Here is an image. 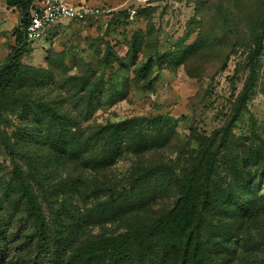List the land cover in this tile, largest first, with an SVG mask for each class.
Returning <instances> with one entry per match:
<instances>
[{"label":"rangeland","instance_id":"rangeland-1","mask_svg":"<svg viewBox=\"0 0 264 264\" xmlns=\"http://www.w3.org/2000/svg\"><path fill=\"white\" fill-rule=\"evenodd\" d=\"M67 1L102 12L61 20L42 39L27 42L21 61L30 74L21 92L28 105L47 104L69 116L76 140L87 138L102 124L131 116H162L176 131L166 145L143 155H125L97 171L56 151L34 119L6 111L0 121V219L10 225L0 234V264H67L77 246L145 228L171 207L178 189L156 182L157 194L123 217L95 221L88 214L109 198V186L129 188L143 167H168L166 172L173 168L169 180L174 184L175 172L181 174L200 154L206 138L232 123L248 75L245 59L251 33L264 10V0ZM13 2L18 3L0 0V63L16 44L15 30L21 24L19 0ZM114 53L124 57L125 64L116 61ZM260 63L254 90L231 124L229 145L219 149L216 177L221 183L233 179L227 167L236 159L244 174H260L263 168L251 148L264 143V52ZM99 78L105 84L101 90L95 88ZM89 87L95 88L94 102L102 95L90 112ZM19 127L32 133L24 135L14 157L40 195L47 231L44 249L24 200L15 193L14 160L5 145L3 129L11 136ZM254 188L264 196V177L258 176ZM226 218L227 224L219 227L221 219L212 215L203 227L206 246L216 259L263 264L264 204L251 216ZM223 230H228L225 238Z\"/></svg>","mask_w":264,"mask_h":264},{"label":"trees","instance_id":"trees-1","mask_svg":"<svg viewBox=\"0 0 264 264\" xmlns=\"http://www.w3.org/2000/svg\"><path fill=\"white\" fill-rule=\"evenodd\" d=\"M32 0H19L22 10L21 24L16 28V44L6 58L0 63V121L6 111H17L25 119L32 118L43 126L42 137L60 153H69L83 161L89 169L97 171L116 164L125 155H140L166 145L175 133V128L162 116H131L117 121L102 124L93 134L82 140H76L72 133L70 117L55 108L44 104H29L22 96L21 89L29 81V70L23 66L21 57L27 42L25 26ZM12 3L13 0H10ZM137 43L132 44L133 55L137 52ZM264 52V10L254 23L251 33V44L245 59L248 75L238 97L232 123L239 118L241 107L249 100L258 78L260 61ZM116 61L125 64V58L114 53ZM111 60H107L110 65ZM148 64H145L146 71ZM103 78H99L96 89L104 87ZM89 82L86 83V88ZM101 86V87H100ZM88 89L89 112L94 103L101 101V94L95 98ZM231 122L215 130L206 138L200 154L193 158L181 173L175 172V183L169 180L174 169L168 172L157 166H146L137 174L129 188L123 189L109 186L110 196L100 201L88 213L90 218L99 221L102 218L123 217L128 211L144 205L148 199L157 194L156 182H164L175 186L178 193L171 207L156 216L145 228L122 232L113 236L88 241L77 246L70 254L67 264H225L216 259L203 238V227L212 215L221 219L217 225H226V217L251 216L252 211L264 204V196L254 188L256 179L264 177V143L262 147L251 148L258 161L263 162L260 174L248 172L244 174L242 162L237 159L228 162V175L232 180L221 183L216 177L220 167V147L229 145L228 133ZM27 128H16L10 136L3 129L5 145L14 160L13 177L15 193L24 200L25 209L31 216L38 234L40 247L47 245L46 219L42 209L40 195L27 177L24 168L15 160V152ZM32 135V133H29ZM29 136V135H28ZM245 161V160H244ZM246 159V164L248 163ZM161 170V171H160ZM163 180L158 181L160 173ZM132 178V176H131ZM38 181V180H36ZM240 185L239 188L235 185ZM248 189V190H247ZM248 191L247 198L243 193ZM247 194V193H246ZM98 208V210H96ZM8 223L0 219V234ZM223 238L228 230L220 232ZM216 242L215 244H217ZM1 255V254H0ZM1 259V256H0ZM264 264V262H263Z\"/></svg>","mask_w":264,"mask_h":264},{"label":"built area","instance_id":"built-area-1","mask_svg":"<svg viewBox=\"0 0 264 264\" xmlns=\"http://www.w3.org/2000/svg\"><path fill=\"white\" fill-rule=\"evenodd\" d=\"M102 9L67 0H37L29 7L25 37L29 42L42 39L51 26L64 19H86L99 15Z\"/></svg>","mask_w":264,"mask_h":264}]
</instances>
